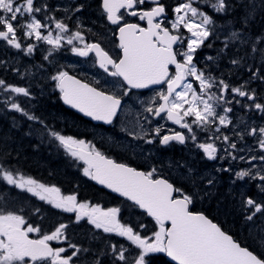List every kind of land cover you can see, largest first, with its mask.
<instances>
[{
  "label": "snow or ice",
  "instance_id": "6c2138e0",
  "mask_svg": "<svg viewBox=\"0 0 264 264\" xmlns=\"http://www.w3.org/2000/svg\"><path fill=\"white\" fill-rule=\"evenodd\" d=\"M98 7L106 21L116 26L113 35L118 55L102 47L99 40H86L76 16L84 4L65 7L60 18L59 9L48 0H0V46L32 56L41 44L47 45L43 60L49 62L65 49L78 57L90 58L91 54L94 64L115 78V90H105L98 79L89 83L61 68L50 79L65 104L94 121L112 125L123 97L132 90L152 89L153 95L141 102L143 112L131 127L123 126L122 132L162 147L191 142L207 160L242 162L246 167L234 172L231 166L217 171L233 172V183L256 181L259 193L264 194V123L234 120L237 110L264 120V93L251 86L264 83V38L257 37L244 56L230 60L239 66L247 63L250 54L262 58L259 66L248 67V79L237 85L216 74V61L237 41L248 43L242 31L225 34L217 57L206 56L203 63L197 59L198 50L210 37L220 39L214 17L230 14L236 7L233 0H100ZM242 7L246 26L257 5L251 0ZM260 7L264 8V0ZM74 16L75 31L68 23ZM126 16L138 22H129ZM14 71L19 74V69ZM32 99L30 86L0 78V108L41 124L67 154L82 162L84 176L131 202L130 207L143 210L154 221V229L148 233L145 224L125 220L121 207L82 201L75 193L65 195L60 187L25 175L12 164L7 147H0V184L29 193L61 214H70L67 221L59 218L54 227L45 230L46 217L39 207L26 212L23 205L9 209L0 204V264H149L146 258L157 253L166 254L174 264H264V235L253 237L256 249L250 250L204 213L193 211L195 194L176 187L156 166L144 171L119 162L91 141L49 127L27 107ZM169 122L178 127H170ZM176 167L184 165L177 162ZM241 196L247 221L264 215V201ZM37 215L40 222L29 218ZM82 222L91 226V240L106 234L99 246L72 242L68 229ZM113 236L125 242L114 241Z\"/></svg>",
  "mask_w": 264,
  "mask_h": 264
},
{
  "label": "trees",
  "instance_id": "16d2710c",
  "mask_svg": "<svg viewBox=\"0 0 264 264\" xmlns=\"http://www.w3.org/2000/svg\"><path fill=\"white\" fill-rule=\"evenodd\" d=\"M244 13L245 11L239 18L241 21L244 19ZM250 24V29H257L260 33H264V8L256 9L254 18L249 20L247 25ZM247 25L243 24L242 28L247 30ZM35 64L37 73L44 74L46 72L47 66L44 61L39 59L38 55H36ZM41 80H36L35 88L32 91L34 99L29 101L27 107L44 120L49 127L64 135L77 138L75 126L77 122L83 121V119L62 105L54 82L47 83L45 80ZM0 140L6 142L0 144V147H7V150L11 153L12 164L25 175L41 183L56 185L65 194H78L79 199L82 201L90 200L93 203L103 205L116 202L124 203L120 200L108 198L102 190L93 186L86 176L81 177V166L75 158L67 154L58 142L50 138L41 124L28 121L18 113L0 108ZM81 186L83 188L80 190ZM0 196H2L0 204H5L9 209L18 208L21 205L25 207L26 212L33 207H39L41 212H45L47 209V230L55 226L57 218L67 221L69 216V214H61L57 210L51 209L50 206H46L43 202L25 192L18 195L15 188H6L4 184H0ZM216 203L217 199L213 202L214 207H216ZM219 206L221 207L220 210L215 208V212H218L223 218H229L228 223L233 224L234 218L231 215L230 206L225 207L224 204H219ZM137 213L132 209L130 211L126 209L121 216L136 225L140 223L141 217ZM29 218L40 222L39 215ZM146 221V231L151 233L154 229V223L149 218H146ZM90 227L84 222L80 225H71L68 229V235L72 242L82 244L85 247L95 248L99 246L106 234L99 233L100 240L93 241L89 235ZM111 238L114 241L119 240L122 242L118 237L113 236ZM146 259H149V264H170L164 253L150 254V257Z\"/></svg>",
  "mask_w": 264,
  "mask_h": 264
},
{
  "label": "rangeland",
  "instance_id": "374dc122",
  "mask_svg": "<svg viewBox=\"0 0 264 264\" xmlns=\"http://www.w3.org/2000/svg\"><path fill=\"white\" fill-rule=\"evenodd\" d=\"M260 3H261V0H259V4L257 6L258 10L261 9ZM66 5L67 3L65 0L61 6L62 7L61 13H63L64 15L65 13L63 12V9L66 7ZM243 11H245V9L241 6V13H243ZM56 14L59 16L60 13L57 12ZM60 18H63V16ZM217 25L219 27L223 25V27L221 28L222 32H223L224 27L229 28L227 26H232L231 29H228L225 31L223 38L220 37L219 41H223L225 34L230 33L231 30H236V28H240L244 32V33L242 32L243 37L246 41H248V43H245V44H241L239 41H237L235 47H230L228 49L229 50V54H228L229 60L234 59V58L238 59L240 56H244V50L246 48H250L252 41H254L257 37L264 38V33H260V31L257 37H254V38L245 34L246 30L242 28L243 23H240L239 19L237 18H234V21L232 24L223 23V24H217ZM73 26H74V23H73ZM216 34L217 35L220 34L219 30H217ZM210 40H211V37H210ZM205 44H207V41ZM47 47H48L47 45L41 44L39 49L32 56H25L23 53L20 52L23 56V61H25V63H21L22 58L21 56L17 55L19 53H16V50L5 48V47L0 48V62L2 61V63H0V75H3V76L10 75L12 78H14V80L8 79V81H13L14 83H17L20 86H30L32 91L35 88L37 79H39L40 81H42L41 79H43L47 83L54 82L50 79V76L55 74V72L57 70H60L61 68L62 70H66L64 63L68 57L69 58L74 57L76 59V57L78 56L74 54H70L71 52L66 49V51L56 53L54 54L53 57H50L51 62L45 61L43 60V56L47 54L46 53ZM238 50H239V55H237ZM36 55H38L39 59L44 61L45 65L47 66V70L44 74L37 73V67L35 64ZM33 56H34V63L32 61L30 62V58L33 59ZM249 57H253V54H250L246 58H249ZM254 59H255V65L259 66L262 62L261 56L259 54H254ZM244 68H247V66L244 65ZM14 69H19V74L16 71H14ZM262 71H264V69H262ZM21 74L23 75V79L21 78ZM220 74H222V72ZM17 80L19 82H17ZM108 81H109V84L112 86L115 80L108 79ZM259 84H260L259 89L257 90L259 92L264 93V83L259 82ZM152 95H153V91L145 95H137V94L130 93L129 96L123 97L124 104H123L122 111L119 117L117 118V121L114 123L113 125L114 127L108 131H103L101 127L96 126V125L94 126V124H92L89 121L77 122L75 126L76 132H77V138L84 139L86 141H91L92 143L96 144L97 147H99L100 149H102L101 148L102 146H108L110 148H113L115 151H117L116 148L119 150L125 149V150H128L130 154L132 155L131 156L130 154L124 152L127 156H129V158L141 159V160L148 162V164L156 163L160 158L158 156L154 158V154L158 150L157 149L159 146L158 143H153L149 145V144L144 143L143 140H134L132 139V137H129L125 132L121 131V128L123 126L131 127L132 123H134L137 118V114L143 112V105L141 102L147 101ZM144 114L146 115V113ZM141 122L143 123V121ZM260 123H263V122L260 121ZM169 126L173 127L170 124ZM145 127H149V126L145 124ZM170 149L171 147L168 149V151ZM202 159H205L204 156H202ZM182 161H183V164H185L184 170H182V168H177L176 165L172 161L168 162L169 169L168 170L164 169V170L165 171L167 170L168 176L172 179V181L176 182L178 185H181L184 183L187 186L191 187L190 193L195 194L193 207L206 210L212 216L216 217L217 221H221L224 218L218 212H215V208L220 210L221 207L219 206V204H224L225 207L230 206L231 212H232L231 215H233V218H234L233 225L235 223H238L239 225L241 224V228H240L241 234H243L246 241H249L251 244L256 246V244L253 241V237L258 234L264 235V232L261 231L262 229H264V215L258 214L257 217L254 218L252 221H247L245 219L246 213L244 212L242 205H241V199H242L241 194L244 193L243 195H245V193L250 191L251 188L253 187L256 188L257 182L253 181L254 185L249 184L251 188L248 185H236V183L232 182L231 184L227 186L226 189H222L224 188L225 185L223 184V182L220 181V179H218L215 176V174L203 173L201 176L198 175L194 177V172L198 171V169L193 166L192 154H190L189 151L185 152V158ZM154 166H156L160 171L161 168L159 165H154ZM189 168L191 169V172L188 171ZM220 168H224V167L217 166V169H220ZM209 180H212L211 184L208 183ZM221 185L223 186L220 188ZM16 190H17L18 195L20 193H24L18 189ZM62 193L64 192L62 191ZM68 194L66 193L65 195H68ZM248 195L249 194H246L245 197ZM250 196L257 199L258 201H264V194H260L257 188L255 192L251 194ZM216 199H217V203H216L217 205L215 208H212L211 205H213V202ZM211 209H214V210L211 211ZM42 213L46 217L43 221V227L46 230L48 228L47 223H46L47 209L45 212H42ZM237 218H241V221L237 222L236 221ZM57 219L55 220V222L57 221ZM53 243L55 244V242ZM261 251H264V249H261Z\"/></svg>",
  "mask_w": 264,
  "mask_h": 264
},
{
  "label": "flooded vegetation",
  "instance_id": "af4514ba",
  "mask_svg": "<svg viewBox=\"0 0 264 264\" xmlns=\"http://www.w3.org/2000/svg\"><path fill=\"white\" fill-rule=\"evenodd\" d=\"M64 1L65 0H48V2L50 4H52L53 6L57 7V9H59V11H58L60 13L59 17H62V16L64 17V14L61 13L62 12L61 6L64 3ZM99 2H100V0H66V3H67L66 7L71 8L74 5L84 4L83 10L80 13H77L76 16H78L80 19V22L82 24L81 30L83 31L86 40H89V41L99 40L101 42L102 47H104L106 50H110L111 54L118 55L119 49L115 47L117 40H116V36L113 35V33L116 31V26L109 24L106 21V19L101 15V12H100L99 7H98ZM233 2L236 4V7L230 14L217 15L214 17L216 20V25L217 24H223V23L232 24L234 21V18L239 19L241 14H242L241 13V6L245 3H250L251 0H233ZM255 3L258 6L259 0H255ZM76 16L73 17V19H72L73 21L72 20L68 21L70 26L73 27L74 31L76 30V28H75ZM126 19H128L129 22H138L136 20V18H131V17L126 16ZM239 22L243 23V21H241L240 19H239ZM73 23H74V26H73ZM222 27H223V25L220 27L217 25V30H219V32H220L219 36L223 38L225 31L228 29H231L232 26H227L229 28L224 27L223 32L221 31ZM247 27L248 28L245 31V34L251 36L252 38L257 37V35L259 34V30L250 29L251 24L247 25ZM88 29H91L92 31L89 32ZM236 30L242 31L240 28H236ZM209 43L212 44V47L206 46ZM222 46H223L222 41H219V39H216L215 36H212L211 40L209 38V40L207 41V44H205V46L198 51L197 59L203 63V62H205L204 58L206 56L217 57L219 50L221 49ZM2 47L3 46H0V48H2ZM63 51H66V49ZM63 51H61V52H63ZM16 53H19L17 55L21 56V58H22L21 63H25V61H23L22 54L20 52H17V51H16ZM40 53H42V52H40ZM70 54H72V53H70ZM228 54H229V50H226L225 53L220 54L219 59L216 61V64H218V71L216 74L218 75L222 72L224 78L229 80L230 83H232L233 85H237V84L241 83L243 80L248 79V77L250 75V73L248 71V67L251 65H255V59L253 57H249V58H246L247 59L246 64L244 62H242L239 66H234L230 63ZM94 59H95L94 56H92L91 54H90V58L76 57V59H75L74 57H70V58L68 57L64 63L65 67H66L65 71H68L70 75H75L77 78H79L81 80H85L86 82H89V83H94V81L98 79L100 81L101 87H103L105 90L114 91V89H112V86L109 84L108 79L109 80H115V78L108 76L106 73H104L103 69H100L98 65L94 64ZM31 61L34 63V57H33V59L30 58V62ZM207 63L212 64V62H210V61H208ZM244 65H246L247 68H244ZM259 85L260 84L257 81V82H254L251 86L259 89ZM152 91L153 90H146V91H134V90H132L131 94L145 95V94H148L149 92H152ZM236 113L237 114L234 117V120L239 118V119H243L245 122L256 121L257 124H259L260 121H262L264 123V120H261L259 115H257V114L245 113V112L240 111V110H237ZM96 126L101 127L103 131H108L114 127V126H111L109 128H105L102 125H96ZM172 126L178 127V126H174V125H172ZM201 135L203 136L204 134H201ZM249 142H252L251 138H249ZM170 147H171V149L168 151V149ZM101 148L102 149H100V150L104 151L111 158L116 159L119 162L128 163L129 165H131L133 167H137V168L144 170V171H147L149 168H151L154 165L160 166L162 163V165L160 166V168H161L160 173L165 178L169 179L170 182L174 183V185L176 187H181L186 192H189V193L191 192V187L187 186L184 183L181 185H178L176 182L172 181V179L167 174V170L169 169V167H168L169 161H172L175 165L177 162H180L182 165H184V167H182V170H184L185 164H183L182 160L185 158V152L186 151H189L190 154H192L193 166L198 169V171L194 172V177H196L198 175L201 176L203 173L215 174V176L218 179H220V181L223 182V184L225 185L224 188H222V189H226L227 186L233 182V179H234L233 172L236 171V169L239 170V168L246 166L242 162H238V161L230 162L227 159H225V160H221V159L207 160L206 158L202 159L203 153L199 149L194 148L192 146L191 142H189L187 145H179V144L173 143L172 145H170L168 147H162L159 145L157 148L158 150L154 154V158H156L157 156L160 158L154 164H148V162L141 160V159L129 158V156H127L124 152H126L128 154H130V152L128 150H125V149L119 150L116 148L117 151H115L113 148H110L108 146H102ZM217 166H223V167L231 166L233 169V172H224V171L218 172ZM164 169H167V170L165 171ZM80 172H81V177H82V175H83L82 174V168H81ZM235 183H236V185H248L249 187H250L249 184L254 185L253 181H248V180L236 181ZM222 186L223 185H221L220 188ZM82 188H83V186H81L80 190ZM96 188H98V187H96ZM98 189H100V188H98ZM100 190H102L108 198H112L114 200H121L117 196L110 194V193L104 191L103 189H100ZM255 190H256V188L253 187V188H251L250 191L245 193V195L246 194L251 195L255 192ZM121 201H123V200H121ZM128 204L124 205L120 202H116L114 204L110 203L108 205V207H121V214L125 213L126 209L129 211L132 209L135 212H139L137 208H132L129 206L130 204L129 205ZM102 207H104V206H102ZM108 207H105V208H108ZM211 207L215 208L213 205H211ZM192 210L204 213L206 216H208L210 219H212L215 223L220 225L223 230H225L229 234L233 235L234 238L239 240L242 243V245L248 246L250 248V250L256 249V246L251 244L249 241H246L243 234H241V232H240L241 224L240 225L238 223H235L234 225L229 224L228 223L229 218H224L221 221H217L216 217L212 216L208 211L203 210V209H198V208H195L193 206H192ZM213 210L214 209H211V211H213ZM145 220L146 219L141 218L140 223H143L146 225ZM236 221L237 222L241 221V218H237ZM54 246H56V245H54Z\"/></svg>",
  "mask_w": 264,
  "mask_h": 264
},
{
  "label": "water",
  "instance_id": "95a60500",
  "mask_svg": "<svg viewBox=\"0 0 264 264\" xmlns=\"http://www.w3.org/2000/svg\"><path fill=\"white\" fill-rule=\"evenodd\" d=\"M141 90H146V89H141ZM139 91H140V90H139ZM60 99H61V94H60ZM61 102H62V104H63V106H64L65 108H67V109H69V110L75 112L76 114H78V115H80L81 117H83V118L89 120L90 122H93V123H96V124H103V125H105V126H110V125L104 124L103 122L94 121V120H92L90 117H86V116H84L83 113H80L77 109H74V108H72L70 105L65 104L64 101H63L62 99H61ZM114 120H115V119H114ZM92 182H93L95 185H97L98 187H100V188L106 190L107 192L112 193L111 190L106 189L104 186L97 184L95 181H92ZM112 194H115V195H117V196L119 197V195L116 194V193H112ZM120 198L124 199L123 197H120ZM124 200H125V199H124ZM130 203H131V202H130ZM140 211L143 212V210H140ZM149 218H151V217H149ZM165 257H166V259L168 260V262H170L171 264H174V262H172L171 259H170L169 257L166 256V254H165Z\"/></svg>",
  "mask_w": 264,
  "mask_h": 264
},
{
  "label": "bare ground",
  "instance_id": "6f19581e",
  "mask_svg": "<svg viewBox=\"0 0 264 264\" xmlns=\"http://www.w3.org/2000/svg\"><path fill=\"white\" fill-rule=\"evenodd\" d=\"M2 54H3V53H2ZM2 54H1V55H2ZM1 62H2V61H1Z\"/></svg>",
  "mask_w": 264,
  "mask_h": 264
}]
</instances>
